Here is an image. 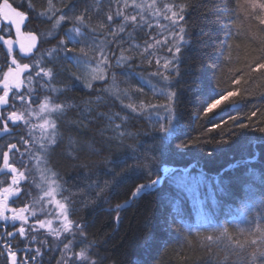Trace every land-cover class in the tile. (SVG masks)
<instances>
[{"label":"snow or ice","instance_id":"snow-or-ice-1","mask_svg":"<svg viewBox=\"0 0 264 264\" xmlns=\"http://www.w3.org/2000/svg\"><path fill=\"white\" fill-rule=\"evenodd\" d=\"M246 2L252 9L264 12V0ZM231 3L232 0H43L37 6L35 0H0V257L4 264H44L45 254L52 251L60 253L57 264H105L108 257L97 251L100 245L89 239L87 222L78 213L82 208L107 203L108 185L102 187V181L96 178L100 172L117 184L126 172L137 171L117 155L128 147L125 141L135 137L128 131L133 116L142 118L146 110L157 113L153 119L163 135L153 140L159 142L161 152L170 147L171 138L178 132L179 85L205 65L214 69L216 58L224 55L227 38L232 35ZM257 18L264 25V16ZM213 27L227 33L220 44L208 43L215 39ZM194 30L200 33L195 39ZM45 44L51 47L42 51ZM194 48L199 49V56L190 54ZM137 60L147 62L144 72L155 69L149 79L160 85L156 98L163 97L164 104L124 102L132 101L145 87L143 76L129 71ZM69 66L75 71L70 72ZM250 68L264 69V55ZM121 75L135 78L139 87L120 89L119 83L128 82L120 81ZM58 79L73 83L56 88ZM94 81L111 83L115 89L111 99L120 102L124 116L99 111L102 101L90 98ZM76 83L88 90L89 98L77 102L69 95ZM218 95L226 100L235 94ZM219 103L213 100L206 112ZM70 114L75 115L70 118ZM256 115L253 111L248 119ZM161 119L166 123L161 124ZM230 119L239 129L253 126L238 123L235 116ZM21 126L25 132L14 131ZM256 130L264 133V127ZM232 135L230 131L228 136ZM66 141L70 150L60 155L73 163L75 172L68 179L53 160L56 150ZM225 142L221 135L220 140L204 143ZM187 146L179 145L181 149ZM89 157L103 158L89 162ZM145 171L149 176L152 173L150 166ZM184 172L185 181L203 180V174L189 177L188 170ZM160 182L158 178L151 179L150 185L140 184L132 198ZM188 190L194 191L195 185ZM121 207L117 204L114 210ZM258 207L264 209V201ZM42 231L44 238L40 239L37 234ZM256 235L258 238L247 246L237 242L241 251H227L223 264H232L233 255L242 258L243 264H264V235L260 231ZM150 240V236L144 237L145 244Z\"/></svg>","mask_w":264,"mask_h":264},{"label":"trees","instance_id":"trees-1","mask_svg":"<svg viewBox=\"0 0 264 264\" xmlns=\"http://www.w3.org/2000/svg\"><path fill=\"white\" fill-rule=\"evenodd\" d=\"M88 2L92 3V0ZM35 3L38 6L43 0H35ZM231 7L232 35L227 38L224 55L216 58L214 69L205 65L194 77L186 78L179 85L178 132L171 138L170 147L161 152L157 147L159 142L153 140V137L163 135L158 132L159 125L153 119L157 113L146 110L142 118L133 116L128 131L135 137L126 140L128 147L120 149L117 155L127 159L128 167L137 171L126 172L117 184L100 172L96 178L102 181V187L108 185L105 188L107 203L82 208L78 213L87 222L89 239L100 245L97 251L108 257L105 264H217L218 260L223 264L227 251H241L237 242L247 246L250 240L258 238V231L264 235V209L258 207L264 201V133L256 130L264 127V69L250 68L264 55L261 51L264 49V25L257 18L264 16V12L252 9L246 0H232ZM41 31L47 29L41 28ZM212 31L215 39L208 41L209 44L224 41L225 31L215 27ZM199 34L194 30L193 39ZM138 42L143 45L144 40ZM49 47L51 45L46 44L45 48ZM190 54L199 56L201 53L194 48ZM145 67L147 62L141 64L139 60L131 66L129 71L143 76L145 87L132 101L124 102L164 104L163 97L156 98L160 85L155 79H149V73L155 69L144 72ZM69 70L75 71L70 66ZM126 79L127 83L118 84L120 89L139 87L135 78L119 76L120 81ZM66 83L73 81L61 83L58 79L54 87L62 89ZM93 84L94 94L90 98L102 101L99 111L126 114L121 111L120 102L111 99L115 89L110 82L95 81ZM229 92L235 95L226 100L218 95L227 96ZM69 95L77 98V102L89 98L88 90L79 83ZM213 100L220 103L206 112ZM253 111L257 115L249 120ZM74 115L70 114V118ZM159 115L163 116V112ZM233 116L237 117L238 123L253 126L239 129L230 119ZM160 123L166 122L161 119ZM230 131L231 137L228 136ZM221 135L227 142L204 143L220 140ZM183 143L188 146L181 149L179 145ZM69 150L66 141L53 156L65 179L75 175L73 163L60 155L61 151ZM102 158L89 157V162ZM81 162H84L83 157ZM149 166L152 169L150 176L145 171ZM166 169L171 172L166 173ZM185 169L189 177L203 174V180L185 181ZM158 178L161 182L141 193L130 206L109 211L117 204L130 201L132 192L140 184L150 185L151 179ZM193 184L195 190L189 191ZM145 236L151 237L147 244ZM58 259L57 254H48L44 264H57ZM231 260L232 264H243L238 256L233 255ZM0 264H4L2 257Z\"/></svg>","mask_w":264,"mask_h":264},{"label":"rangeland","instance_id":"rangeland-1","mask_svg":"<svg viewBox=\"0 0 264 264\" xmlns=\"http://www.w3.org/2000/svg\"><path fill=\"white\" fill-rule=\"evenodd\" d=\"M165 172H166V173H169V172H171V170L166 169ZM152 188H153V186H149V187H147L144 191H146V190H151ZM144 191H143V192H144ZM41 218H44V217H41ZM30 223H31V221H30ZM37 235H38V238H40V239H43V238H44L43 231L40 232V233H38ZM48 239H49V242H50L51 246H52L53 248H55V242H54L53 238L49 237ZM48 254H49V255H50V254H53V255H56V254H57L58 258H60V253L57 252V251L48 252V253L45 254V257H46V255H48ZM45 257H44V258H45ZM51 259H52V256H51L48 260L50 261Z\"/></svg>","mask_w":264,"mask_h":264},{"label":"flooded vegetation","instance_id":"flooded-vegetation-1","mask_svg":"<svg viewBox=\"0 0 264 264\" xmlns=\"http://www.w3.org/2000/svg\"><path fill=\"white\" fill-rule=\"evenodd\" d=\"M29 28H31L30 25H29ZM45 47H46V44L42 46V49H41V50L44 51V50H45ZM2 59H3V51L0 50V60H2ZM25 62H27V61H25ZM14 131L17 132V133H20V132H25L26 129H24L23 126H21L20 128L14 129ZM1 142H2V141H0V143H1ZM13 142H14V141H13ZM20 247H23V244H21Z\"/></svg>","mask_w":264,"mask_h":264},{"label":"bare ground","instance_id":"bare-ground-1","mask_svg":"<svg viewBox=\"0 0 264 264\" xmlns=\"http://www.w3.org/2000/svg\"><path fill=\"white\" fill-rule=\"evenodd\" d=\"M45 50H46V48H45ZM94 82H95V81H94ZM146 191H147V190H146ZM144 192H145V191H144ZM142 193H143V192H142ZM135 199H137V198H135ZM135 199L131 198L130 201H128V202L122 204V205H121L122 207H121L119 210H122V209H124V208L130 206L131 203H132ZM114 209H115V208H114ZM114 209L112 210V212H113V211L116 212V210H114ZM107 211H108V210H107ZM45 258H46V257H45ZM45 258H44V259H45ZM50 262H51V261H50Z\"/></svg>","mask_w":264,"mask_h":264}]
</instances>
